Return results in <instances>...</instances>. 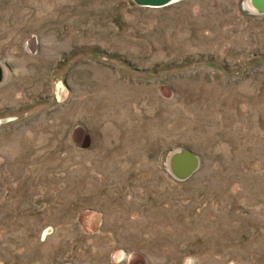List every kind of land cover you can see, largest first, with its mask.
<instances>
[{"label": "rangeland", "instance_id": "1", "mask_svg": "<svg viewBox=\"0 0 264 264\" xmlns=\"http://www.w3.org/2000/svg\"><path fill=\"white\" fill-rule=\"evenodd\" d=\"M0 65V264H264L250 0H0Z\"/></svg>", "mask_w": 264, "mask_h": 264}, {"label": "water", "instance_id": "2", "mask_svg": "<svg viewBox=\"0 0 264 264\" xmlns=\"http://www.w3.org/2000/svg\"><path fill=\"white\" fill-rule=\"evenodd\" d=\"M140 6L147 7H164L179 0H133ZM254 9L260 13H264V0H250ZM3 77L2 66L0 65V81ZM201 160L197 154L190 149L184 148L172 154L170 158L171 170L179 180L190 178L200 167Z\"/></svg>", "mask_w": 264, "mask_h": 264}]
</instances>
